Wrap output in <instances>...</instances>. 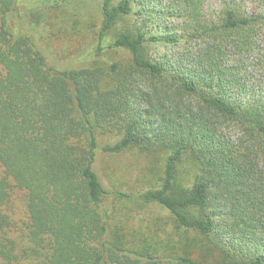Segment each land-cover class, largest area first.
<instances>
[{
  "label": "trees",
  "instance_id": "16d2710c",
  "mask_svg": "<svg viewBox=\"0 0 264 264\" xmlns=\"http://www.w3.org/2000/svg\"><path fill=\"white\" fill-rule=\"evenodd\" d=\"M243 1L220 0L207 18L204 0H178L202 44L169 60L146 50L160 38L147 35L150 0H102L89 55L126 50L129 63L93 57L61 69L13 18L24 0H0V264H264V97L228 63L235 53L264 62V0L253 13ZM126 15L142 19L113 33ZM104 135L117 138L101 145ZM130 149L166 152L158 186L138 197L167 218L120 209L128 195L97 173L102 153ZM183 159L195 175L181 189ZM13 189L23 201L21 251Z\"/></svg>",
  "mask_w": 264,
  "mask_h": 264
},
{
  "label": "rangeland",
  "instance_id": "374dc122",
  "mask_svg": "<svg viewBox=\"0 0 264 264\" xmlns=\"http://www.w3.org/2000/svg\"><path fill=\"white\" fill-rule=\"evenodd\" d=\"M220 0H204L203 13L210 18L220 8ZM244 9L253 13L262 8L259 0H244ZM155 11L148 23L147 35H159L156 41H149L146 50L148 54L169 60L177 59L182 55L197 53L201 39L191 40L190 31L181 3L178 0H150ZM102 0H24L21 15L13 16L24 27H28L37 36V43L41 47L48 63L58 68H80L89 66L94 57L96 63L105 65L110 61L129 63L130 54L126 50H108L98 55H89L98 41V31L102 23ZM137 15H126L119 19L112 32L127 29L134 22L141 21ZM12 22V21H11ZM112 32L103 41L108 44L113 38ZM171 34L179 39L171 42L163 39L164 35ZM260 44V41H258ZM262 43V42H261ZM256 54L245 55L235 53L228 59L233 67V73L241 78L248 89H254L264 97V62L255 63ZM242 82V83H243ZM116 136L104 135L100 138L101 145L112 143ZM166 152L153 155L130 149L114 155L102 153L96 171L100 178L105 180L111 191H118L128 196L117 200L120 209L128 208L133 211L146 209L167 218V213L154 204H145L138 195L158 186ZM195 175V167L182 160L177 174L176 185L181 189L191 186ZM20 191L13 189L12 205L8 206L12 215V233L23 248V201L19 199ZM138 216V215H136ZM132 213L130 220L138 221ZM24 263V261H23Z\"/></svg>",
  "mask_w": 264,
  "mask_h": 264
}]
</instances>
